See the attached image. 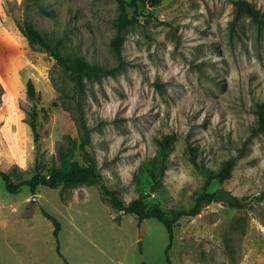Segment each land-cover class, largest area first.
<instances>
[{"label":"rangeland","instance_id":"obj_1","mask_svg":"<svg viewBox=\"0 0 264 264\" xmlns=\"http://www.w3.org/2000/svg\"><path fill=\"white\" fill-rule=\"evenodd\" d=\"M246 1L264 15V0ZM125 10L133 15L130 6ZM141 10L119 58L112 46L119 0H0L6 19L31 23L62 56L84 57L106 71L79 85L31 45L34 70L1 73L0 169L17 168L19 183L71 161H92L101 180L11 194L0 178V264H167L163 224L116 211L101 186L118 191L126 204L143 197L170 213L190 208L207 173L229 160L236 162L232 177L213 181L208 192L224 189L237 203L213 201L180 219L171 259L264 264V201L257 198L264 192V132L253 131L252 106L253 95L264 98V23L233 0H163ZM13 58L6 55V68ZM33 109L37 141L29 126ZM166 134L177 138L162 167L156 139ZM43 211L61 223L58 242Z\"/></svg>","mask_w":264,"mask_h":264},{"label":"trees","instance_id":"obj_2","mask_svg":"<svg viewBox=\"0 0 264 264\" xmlns=\"http://www.w3.org/2000/svg\"><path fill=\"white\" fill-rule=\"evenodd\" d=\"M162 2L163 0H131L130 2L119 0L122 12L115 20L117 34L112 41V46L119 58L122 56V45L125 41L126 29L131 25L139 23L140 17L144 14L143 10H141V5H148L149 7L153 8L159 6ZM233 3L236 8L252 17L260 25L264 23V15L262 11L254 4L246 0H233ZM125 6H130L133 8L134 11L131 17H129L127 14ZM19 28L22 34L27 38L30 46L38 45L48 52L61 67L68 71L71 79L77 84L81 85V79L83 77L98 76L106 72L102 67L88 63L84 57H78L74 61H71L70 59L62 56L60 51L53 47L47 41L46 37L31 23H25L22 26H19ZM27 87L28 95L31 98H34L36 96V90L33 82L29 81ZM252 106L254 108L255 114L257 115V124L253 131L255 133H262L264 132V98H259L253 95ZM37 118L38 112L36 109H33L30 114L29 126L36 141L39 137ZM176 138V134H166L156 139V143L159 146V154L161 156L160 164L162 167L165 166V162L168 159L169 153L173 148V143ZM193 152L195 153V150H192V154ZM192 160L196 166L199 167L194 159V154L192 156ZM235 164V160H229L224 163L220 172H208L204 191L196 197L194 204L188 209H179L168 213L159 205L148 206L143 197L136 198L129 204H126L119 196L118 191L109 189L104 184L101 186L102 194L106 202L118 212L133 214L137 217L139 222L148 219H156L162 223L169 236V243L165 251L166 261L167 264H173L170 251L175 240L176 225L182 218L195 217L199 215L203 207L214 201L216 193L208 192V188L215 180L223 182L230 179L232 177ZM13 176L20 177V172L17 168L13 170V173H8L0 169V178L5 182L6 190L11 194H18L25 186L29 187V189L34 194L39 187L43 186L52 190H56L60 187L72 188L83 184L94 185L101 180V175L96 165L92 161L88 162L87 164H82L78 161H71L65 167H52L47 173L36 172L30 179L22 180L19 183H15L13 181ZM257 198L264 201V192H262ZM43 215L53 224V235L58 242L61 231V223L46 211H43ZM57 244V253L60 257H63L60 250V245L59 243Z\"/></svg>","mask_w":264,"mask_h":264},{"label":"crops","instance_id":"obj_3","mask_svg":"<svg viewBox=\"0 0 264 264\" xmlns=\"http://www.w3.org/2000/svg\"><path fill=\"white\" fill-rule=\"evenodd\" d=\"M27 46H30L29 42L22 34L18 24L16 25L12 19H6L5 15L0 14V75L10 70L17 71L19 69L22 73L34 70L38 60H34L32 55L28 54ZM8 54L14 57L11 68H6L3 64ZM4 87L0 77V88L5 91ZM1 138L3 137L1 136Z\"/></svg>","mask_w":264,"mask_h":264},{"label":"water","instance_id":"obj_4","mask_svg":"<svg viewBox=\"0 0 264 264\" xmlns=\"http://www.w3.org/2000/svg\"><path fill=\"white\" fill-rule=\"evenodd\" d=\"M36 200H37L36 196H33L31 201L35 202ZM214 202H226L230 204H236L237 198L234 195H232L229 191L221 189L216 193Z\"/></svg>","mask_w":264,"mask_h":264}]
</instances>
